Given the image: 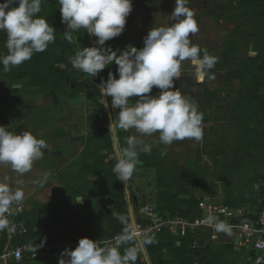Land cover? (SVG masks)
<instances>
[{
	"label": "trees",
	"instance_id": "16d2710c",
	"mask_svg": "<svg viewBox=\"0 0 264 264\" xmlns=\"http://www.w3.org/2000/svg\"><path fill=\"white\" fill-rule=\"evenodd\" d=\"M219 1L224 2L226 8L221 6L219 8L225 11L228 18L245 21L254 19L264 25V15L260 13L264 6V0ZM59 7V0H45L42 3L41 12L38 15L47 18L48 22L56 29L55 42L49 44L46 51L35 53L31 60L12 68L9 71L10 82L14 84L28 78V86L38 87L45 96L53 101V104L57 105L60 102V95L66 93L65 83L67 80L75 75L83 74L87 77L77 81L75 92L84 94L83 97L88 103H97L102 97L100 88L90 81V75L74 69L69 61V58L74 56L79 48L82 50V47H91L87 40L89 34L81 29L76 32V39L72 34L71 43L65 39L66 25L61 21ZM241 11L243 12L241 13ZM84 36L86 39H83ZM120 36L106 41L104 47H111L113 51H118ZM1 38L0 35V42ZM248 39L256 54L245 57L247 59L245 61L237 62L236 40L224 43L223 58L225 59L222 61L227 60L230 65L235 64L236 67L224 66L226 70L223 77L227 81L238 79L240 84L238 89L231 90L232 87L230 88V96L227 98L228 120L234 123L233 133L229 139L220 140L222 146L214 150L210 159H205L201 153L197 152V157L190 160L188 166L174 163L169 164L168 167L159 168V160L155 157L156 152L155 155L153 154L155 157L153 164L147 162L145 158H141L145 167H155L156 169L157 194L156 205L155 208L153 207L156 213L160 215L180 214L193 219L197 216L195 211L199 198L208 197L214 206L241 208L243 214L229 219L234 228L226 232V241H223L221 237L218 240L209 241L206 230L197 232L195 237L190 234L185 237L173 236L165 230L156 235L145 237L143 242L151 264H193L194 255L199 256L198 264H232L233 262L227 260L225 254L234 257L235 253L239 251L243 255L240 264H247V257L255 254L252 248L245 252L244 245L247 247L251 243L238 235L236 226L244 223L253 225L257 220V212L264 203L263 193L254 188L255 185H260L264 192V26L254 28L253 36ZM86 40L85 45L83 42ZM79 42H82L80 44L83 45H80ZM6 54L7 51L0 50V55ZM220 64L221 62H218L214 69H218ZM0 68H3L2 64H0ZM109 72L118 78L115 63L100 72L101 79L107 80ZM11 84L3 85L1 88L3 101L0 106V123L3 126L9 125L10 118L15 115L20 120L22 118L18 89L11 87ZM109 99L111 97H108ZM99 105L101 109L97 110L92 104L93 108L87 118V141L81 153L82 159H87L86 162L84 161V166L90 167L94 174L101 173V178L94 181L95 188L98 190L95 192L96 195L93 196L94 192L91 190L87 193L89 196L75 189L66 191L63 187H70L72 184L69 180H61L63 187L60 192L62 193L59 192V198L55 201L59 202L58 204L52 202L40 205L36 201H30L31 208L29 210L23 208L21 212L12 213V218L22 220L27 227V232L24 235L15 237V244H33L39 241H79L85 237L104 240L106 232L109 237H113L122 231L124 225L129 222L130 219L124 217L128 207L125 188L122 181L117 180L116 174L113 172L117 158L106 161V156L100 153L105 150L113 153V146L104 106L103 104ZM215 106L216 102L210 106L213 116L222 109ZM201 112L203 113L202 109ZM22 128L23 126L20 125L17 129L21 130ZM121 136L129 137L123 132ZM140 154L145 157L144 152H140ZM169 154L170 152L167 151L163 159L166 160L168 157L172 159ZM183 177L184 181H182ZM195 192H198L197 199L194 197ZM79 194L83 196V201L77 203L75 199L79 198ZM141 206L137 207L135 213ZM195 239L200 244L197 250H193L191 247ZM147 240L152 242L147 243ZM132 244L131 241H127L121 246L120 251L123 253L126 248H132ZM165 253L169 255V258L165 259ZM141 257V253L137 252L135 264H147ZM11 264L17 263L12 262ZM22 264L30 263L25 261Z\"/></svg>",
	"mask_w": 264,
	"mask_h": 264
},
{
	"label": "clouds",
	"instance_id": "9594fccd",
	"mask_svg": "<svg viewBox=\"0 0 264 264\" xmlns=\"http://www.w3.org/2000/svg\"><path fill=\"white\" fill-rule=\"evenodd\" d=\"M44 2L4 0L0 3V32L6 34L7 49L6 55H0L4 71L31 60L35 53L46 51L49 44L55 42L56 29L47 18L38 15ZM187 4L188 0H175L170 14L173 22L168 26L152 27L143 38L142 48L129 45L122 51H113L104 45L123 33L127 17L133 10L132 0H59L61 21L66 25L65 39L71 43L72 34L81 29L96 37L97 46L82 47L69 58L72 67L96 77L107 66L117 65L118 78L109 72L107 80L101 79L99 86L103 106L109 107L105 98L111 97L110 107L119 109L109 131L135 129L139 134L126 138L127 146L119 152L113 168L116 179L124 183L133 177L139 153L152 151L153 144L146 143L143 137L158 134L156 142L164 145L185 139H203V113L194 100L174 85L181 77L184 62L193 67L196 80L204 82L206 77L211 78L209 73L218 57L202 50L190 39L199 28ZM153 87L161 90L158 95L150 94ZM131 97L138 99L133 102ZM46 147L45 140L33 132L25 130L18 134L0 125V165L17 175L29 172ZM166 154V149L161 152V155ZM24 197L25 192L14 187L8 175L0 174V231L12 230L8 214ZM205 223L213 225V220L209 218ZM214 227L217 231H229L223 222L215 223ZM129 239L130 236L123 235L111 245L101 246L98 240L81 238L74 250L62 251L59 264H135L137 252L134 248L120 251Z\"/></svg>",
	"mask_w": 264,
	"mask_h": 264
},
{
	"label": "rangeland",
	"instance_id": "374dc122",
	"mask_svg": "<svg viewBox=\"0 0 264 264\" xmlns=\"http://www.w3.org/2000/svg\"><path fill=\"white\" fill-rule=\"evenodd\" d=\"M220 3L221 5H219ZM132 4L133 10L127 17L125 26L126 28L120 36V42H118L119 44L117 46L119 47L118 51L126 49L129 45L135 46L138 49L142 48L144 46L143 38L147 35L152 27L168 26L173 22L170 14L175 7V0H132ZM219 6L225 7L224 2H220L219 0H188L187 4V7H189L193 11L194 18L196 19L199 28V31L196 34L191 35L190 39L202 50H206L210 55L218 57V62H221V64L218 66V69H214V67L217 66V62L215 66L210 70L209 76L211 78L206 77L204 82H198L195 78L193 67L189 62L186 61L182 65L181 77L179 80L175 81L174 85L175 88H179L182 94L190 97L192 100L198 103L200 112L202 109L205 117V120L202 122L203 139L201 141L185 139L183 141H175L171 145H164L156 142L158 140V134H154L151 137H143L145 142L152 143L153 147L150 154L145 153V157L141 155L142 153H139L140 161L141 158H145L147 162H151L153 164V159L157 157V159L159 160V168L168 167L169 164L174 163L184 164L188 166V164L191 162L190 160H193L194 157H197L198 153H201V155H203L205 159H210L211 154H213L214 150L222 146L220 144V140L224 138L229 139L231 133H233L232 131L234 129V123L228 120L229 107L227 98H229L230 96V88L232 87L231 90L238 89L240 84L238 79H234L231 81L228 80V82L225 77H223V73L226 70L224 69V66H227L228 68L236 67L235 64L230 65L227 60L222 61V59H225L223 58V53L225 50L224 43L227 44L232 42V40H236L237 44L235 45H237V49L235 54L238 59L237 62L243 60L245 61L247 60L245 59V57L254 56L256 54L248 38L253 36L254 28H260L264 25H261L262 22L260 23L259 21L254 19H248V21H245L243 19H230L225 15V11L221 10L222 8L220 9ZM242 12L243 11H241V13ZM260 13L264 15V6ZM73 34L74 38L76 39L77 33ZM83 39H86V37L84 36ZM87 40L90 43L89 35ZM87 40L84 42L85 45L87 43ZM126 40H128V42H126ZM80 43L82 42H79V44ZM86 77L87 76L83 74L77 76L75 75V77H71L67 80V82L65 83L66 93L60 95V102L62 104H68L69 98L67 97L71 92L75 93L77 81L79 79L84 80ZM24 90L25 89H23V91ZM160 91V89L153 87L150 94L158 95ZM23 94L24 92L20 95L24 100L25 95ZM36 96V104H33L32 107L23 104L26 108L25 111L27 112V114L42 115L46 112V106L42 105V102H44V100L40 89L38 90ZM129 99L135 102L138 97H131ZM215 102V107H220L222 109L218 114L215 113V115L213 116L211 114L213 111L210 106ZM85 103H87V105L85 106L84 111L87 117L91 111V108H93V102L88 103L86 101ZM87 108L89 109L88 112L86 111ZM74 111H76V109H74ZM61 112V107L57 109L54 108L53 110L54 115L59 116L61 120L62 118L64 119L68 117V115L62 114ZM77 112L78 111H76V113ZM71 119L72 118L69 116L68 120ZM37 120L38 123L42 120L45 121L44 118L40 119L39 116ZM53 125V133L55 132L54 135H51L50 138L47 136H41L39 138L45 140L47 144L46 148L50 149V151L61 150L62 155L51 156L49 153H43L42 157L39 159V163L36 164V167L42 168L41 166H43L44 169L47 167L50 171H53L55 173L57 179L69 180L70 184L72 185H70V187L64 186L63 188L66 191L75 189L80 193L89 196V194L87 193H89V191L91 190V192H94L93 196H95V192H97L98 190L95 188L94 181L101 178V173L94 174L90 170V167L84 166V161L86 162L87 159L85 160V158L82 159V157H75L72 154V149H75V147L77 148L78 144H72V141H70V139L68 138L62 139L61 136L63 135L61 128L55 126V121L53 122ZM116 131L118 132L120 131V129L116 128ZM85 132L87 133L86 130ZM127 133L130 136L139 135L134 129L127 130ZM71 144L73 146H71ZM163 149H166V151L170 152L169 156L171 155L170 157H172L173 160L169 159V157L166 160L163 159V157L165 156L161 155ZM110 152L105 150L101 151L100 153H107L105 154V156L108 160L114 158V155ZM155 152L157 155H155ZM153 154L155 155V157L153 156ZM149 168L153 169L155 167ZM149 175L151 176L150 184L144 186V190L149 193L155 192L157 194V188L155 186V173L149 172ZM184 180L185 178L183 177L182 181ZM141 187L143 186L141 185ZM79 198H74L77 203H79L80 200L83 201V196L81 194H79ZM58 203L59 202H55V204ZM61 253L62 252H59L57 255L59 259H61ZM165 254V259L169 258V255L167 253ZM225 255L227 257V260L229 259L231 262H233L232 264H240L243 258L242 252L240 251L238 253L236 252L234 257H230V255L228 256L227 253ZM63 258L67 259V257ZM29 263L44 264L41 261H30Z\"/></svg>",
	"mask_w": 264,
	"mask_h": 264
},
{
	"label": "built area",
	"instance_id": "2783aa9c",
	"mask_svg": "<svg viewBox=\"0 0 264 264\" xmlns=\"http://www.w3.org/2000/svg\"><path fill=\"white\" fill-rule=\"evenodd\" d=\"M90 81L100 88L101 73L99 72L96 77L89 76ZM256 191L264 192L260 185L254 186ZM199 213L193 219L182 216L180 214H165L160 215L155 212L154 208L150 205L144 204L135 213V224L133 225L130 219L129 210L126 209L124 217L130 220L124 225L122 231L115 234L113 237L98 240L101 246H109L115 240L123 235L131 237L128 241L133 244L132 248L141 252V244L138 239H143L151 235H156L161 231H167L173 236L185 237L188 234L195 237L197 232L205 231L209 241L218 240L220 237L223 241L227 240V233L224 231H217L214 227L215 223L223 222L228 226V229L234 228V225L229 222V219L236 216H242L243 211L241 208L231 209L228 206H214L208 197L199 198L198 207ZM15 211L21 212L22 207L13 206L8 214L10 220L9 230L0 231V264H9L11 262L24 263L25 261H44L51 262L55 260L59 252L66 248L75 249L78 246V241H48L44 242L42 247L41 241L26 244L14 243L17 236H22L27 232L26 224L22 220L14 219L11 217ZM257 220L251 225L244 223L238 225V235L243 237L244 240L250 241L252 249L255 251L254 255H249L246 259L247 264H264V203L257 212ZM211 218L213 225L205 223L206 220ZM144 243V242H143ZM192 249L197 250L200 247L199 242L195 239L192 243ZM199 256L194 255L193 264H198Z\"/></svg>",
	"mask_w": 264,
	"mask_h": 264
},
{
	"label": "crops",
	"instance_id": "0c3cea01",
	"mask_svg": "<svg viewBox=\"0 0 264 264\" xmlns=\"http://www.w3.org/2000/svg\"><path fill=\"white\" fill-rule=\"evenodd\" d=\"M2 2H4V1H0V3H2ZM13 6H18V5H13ZM0 35L2 36L1 42H0V50L7 51V49L5 47L6 34L3 32H0ZM83 44H84V42H83ZM79 51H80V48H79ZM10 80H11V78H10L9 71L6 72V71H4L3 68H0V93H2L1 88L3 87V85L6 86V85L11 84ZM27 83H28V78H25L21 82L11 84V87L18 89L17 92H18V97L20 100L19 108H21V110H22V112H21L22 118L20 120L17 115L11 117L9 120L10 121L9 125H7L5 127L8 130H10L14 133H18V134L27 130V131L33 132L38 138L41 136H47L50 138V136L54 135V133H55V132L53 133V130H54L53 122L55 121V126L60 127L62 130V135H63V136H61L62 139H66V138L69 139V137H73L76 135H84L85 136L84 143H82L83 141H81V140L72 141V144L73 143L78 144V147L77 148L75 147V149H72V151L73 152L75 151L79 154V156H77V157H81V152L83 151V149L86 145V141H87L86 137L88 135V120H87L88 116L86 117V114L84 111L85 106L87 105V103H85L86 100L83 99V101L81 103L74 104V105L62 104L61 102H59V104L55 105V104H53V101L49 97L45 96L42 93L43 100H44V102H42V105L46 106V109H45L46 112L43 113L42 115L27 114V112L25 111L26 108L23 104H26V105L31 106V107L33 106V104H36V100H37L36 94L38 93V90H39L38 87L28 86ZM17 85H20V87H17ZM23 89H25V90L23 91ZM19 91H20V93H19ZM23 92H24L23 95H25L24 100H23L22 96L20 95ZM70 95L67 98L78 96V95L83 96L84 94L71 92ZM1 96H2V94H1ZM2 101H3V99H2ZM1 104H0V106H1ZM60 107L62 110L61 113L68 115V117H66L64 119L62 118V120L59 116H55L53 113L54 108L57 109ZM74 109H76V111H78V112L76 113V111H74ZM88 110L89 109L87 108L86 111L88 112ZM38 116L40 117V119L44 118L45 121L42 120L38 123V120H37ZM69 116L72 118L71 120H68ZM62 117H64V116H62ZM52 119H53V121H52ZM0 125H1V123H0ZM20 125H22L23 128L21 130H18L17 128H19ZM85 130L87 131V133L85 132ZM72 144H71V146H73ZM39 161H40L39 159H38V161H35L32 169L22 176L17 175L16 173L10 171L7 168V166L0 165V174L8 175L10 177L11 181L13 182L14 187H20L25 192V197H24L23 201L21 202L20 205H18V206L22 207V209L24 208V210H29L31 208L30 201H36L40 205H45V204H49L51 202H55L57 200V198H59V194H60L59 192L62 190V187H63L62 181L57 179V177L55 176V173L53 171H50L49 168L46 167L44 169L43 166H41L42 168L36 167V164H38ZM16 177H17V179H16ZM131 179H129L127 181V183H128V187L130 189V193H133L134 191H133V189L131 187V183H130ZM144 194L147 195V201L144 204L150 205L151 207L155 208L156 193L155 192L149 193V192L144 190ZM35 196H37V197H35ZM184 197L187 198V196H184ZM132 205H133V209L135 212V210L137 209V206H135V204L133 202H132ZM140 205H143V204L140 203L139 206ZM127 209H128V207H127ZM244 248H245V252H247V250L249 248H252V245L250 244L247 247L244 245ZM141 255H142V253H141ZM141 259L144 260L143 255H142ZM41 262H43L44 264H51V263L52 264H59V258H56L55 260H53L51 262H44V261H41ZM11 263H9V264H11ZM17 264H20V263H17Z\"/></svg>",
	"mask_w": 264,
	"mask_h": 264
},
{
	"label": "water",
	"instance_id": "95a60500",
	"mask_svg": "<svg viewBox=\"0 0 264 264\" xmlns=\"http://www.w3.org/2000/svg\"><path fill=\"white\" fill-rule=\"evenodd\" d=\"M90 43H91V46H97L95 44V37L90 35ZM84 97L82 95H78V96H74V97H70L68 99V104L70 105H74V104H78V103H81L83 101ZM107 100V97L105 98ZM108 102V100H107ZM2 103V96H1V93H0V104ZM109 104V103H108ZM106 111L108 113V120H109V125L112 121L113 118V115L110 111V106L108 108H106ZM111 134H112V143H113V147H114V151L116 153V155L118 156L120 150H119V145H118V138H117V135H116V129H113L110 131ZM71 141H77V140H81V141H85V137L83 136H76V137H72L70 139ZM43 153H49L51 156H59L62 154V151L61 150H54V151H50L48 148H45L43 150ZM137 166H144V162L143 161H138V165ZM154 171L155 169H144L143 172L144 173H147L149 171ZM135 173H138V171H135ZM135 183L134 185L136 186L135 188V195H131L130 193V190L127 186V182L124 183L123 182V185H124V188H125V194H126V197H127V204H128V210H129V213H130V219H131V222L132 224L134 225L135 224V217H134V209H133V205H132V202L135 204V206H139L140 203H146L147 201V195L144 194V189H141L140 186L142 185L143 182H147L149 181V177H143V178H140V177H135ZM195 199L198 198V192H195V195H194ZM196 213H199V209L196 208ZM109 235L108 233L106 232L105 234V238H108ZM139 243L141 244V253L144 257V260L147 264H151L150 261H149V257H148V254H147V250L144 246V243L142 242L141 239H138Z\"/></svg>",
	"mask_w": 264,
	"mask_h": 264
},
{
	"label": "flooded vegetation",
	"instance_id": "af4514ba",
	"mask_svg": "<svg viewBox=\"0 0 264 264\" xmlns=\"http://www.w3.org/2000/svg\"><path fill=\"white\" fill-rule=\"evenodd\" d=\"M107 100H108V97H107ZM108 103H109V106L111 105V99H109L108 100ZM98 104V105H97ZM99 104H103V99H102V97L97 101V103H95V102H93V106H94V109H101V106L99 105ZM104 111H105V113H106V118H107V120H108V113H107V111H106V108L104 107ZM110 111H111V113H112V115H113V118H115V116H116V114L118 113V111H119V109H112L111 107H110ZM108 124H109V120H108ZM116 129V128H115ZM117 129H119V128H117ZM135 130V129H134ZM125 133V134H128L127 133V131H125V130H122V129H120V131H116V135H117V138H118V145H119V150L121 151L124 147H126L127 145L124 143V141H125V139H126V137H124V136H121V133ZM112 135V134H111ZM76 136H83V137H85L84 135H76ZM76 136H73V137H76ZM130 136V135H129ZM72 137H69V139H71ZM86 139H87V137H86ZM71 141V140H70ZM82 143H84V142H82ZM112 146H113V143H112ZM110 153H112V152H110ZM101 154H103V155H105V154H107V153H101ZM113 155H114V158H117V155H116V153H115V151L113 150V153H112ZM73 155L75 156V157H77V156H79V154L77 153V152H73ZM107 158V157H106ZM105 158V160L107 161V159ZM114 158H112V159H114ZM112 159H108V161L109 160H112ZM140 161V160H139ZM144 169H152V168H148V167H145V166H137V169H136V171H138V173H134V175H133V177H132V179H131V181H130V183H131V187H132V189H133V193H131V195H135V188H136V186L134 185V183H135V177H140V178H143V177H149V181H147V182H143L142 183V186L143 187H141L140 186V188L141 189H144V186H147V185H149L150 184V180H151V176L149 175V172H156V169L155 168H153V169H155L154 171H149V172H147V173H144L143 172V170ZM123 183V182H122ZM127 186H128V183H127ZM129 188V187H128ZM130 190V189H129Z\"/></svg>",
	"mask_w": 264,
	"mask_h": 264
}]
</instances>
